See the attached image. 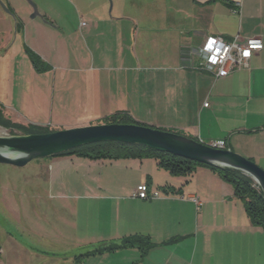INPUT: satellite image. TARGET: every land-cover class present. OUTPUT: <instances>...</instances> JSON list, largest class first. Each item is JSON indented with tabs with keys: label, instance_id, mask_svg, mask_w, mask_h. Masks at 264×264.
<instances>
[{
	"label": "crops",
	"instance_id": "obj_1",
	"mask_svg": "<svg viewBox=\"0 0 264 264\" xmlns=\"http://www.w3.org/2000/svg\"><path fill=\"white\" fill-rule=\"evenodd\" d=\"M123 1L117 0L114 17L102 13L86 23L52 19L47 11L21 21L25 62L18 74L10 63L8 81L0 77L3 114L15 124L58 131L105 124L123 112L134 124L205 144L225 141L264 169V0H240L238 7L235 0ZM207 37L258 38L263 49L253 53L246 68L215 78L194 67ZM27 51L40 59L39 71ZM77 159L50 157L54 187L74 164L88 172L102 164ZM143 165L142 159L138 180L90 186L99 194L81 200L114 205L108 214L97 213L102 224L95 231L79 230L77 213L67 209L70 221L76 217V227L65 228L69 249L39 247L37 256L48 264L58 259L70 261L65 264H264V230L251 223L228 183L202 166L186 179L155 164L144 177ZM140 184L163 194L140 199L135 196ZM137 235L150 240L144 255L131 247L78 259L94 246Z\"/></svg>",
	"mask_w": 264,
	"mask_h": 264
},
{
	"label": "rangeland",
	"instance_id": "obj_2",
	"mask_svg": "<svg viewBox=\"0 0 264 264\" xmlns=\"http://www.w3.org/2000/svg\"><path fill=\"white\" fill-rule=\"evenodd\" d=\"M0 1L13 15L12 17L7 14L0 5V77L8 81L10 63L15 68V74H18L25 62L23 56L26 46L21 42L25 32L19 24L21 21L29 22L36 17H31L32 8L25 0ZM30 1L34 4L39 17L41 11H47L52 19L66 18L84 23L88 22L91 17H98L102 13L114 17L118 9L117 0ZM114 1L115 8L113 9ZM7 39L9 41L6 44ZM72 41L76 46L77 42ZM8 51L10 53L7 54ZM0 135L10 134L8 130L0 127ZM142 159L144 177H146L149 166L151 168L156 163L152 157ZM142 159L102 160V164L92 168L90 172L74 164L70 169L60 173L61 185L57 188L51 184V168L48 165L50 157L33 160L23 167L0 164V264H48L45 259L37 256L39 247L48 251H67L69 248L66 247L67 243L70 244V239L65 228L70 223L76 227V217L73 222L70 221L66 213L67 209H73L75 216L77 213L79 230L83 227L91 232L95 231L102 224L97 213L101 211L102 214H108V211L113 210L114 205L98 198L87 201L81 199H88V197L99 194L97 188L96 190L91 189L90 186L99 188L98 185L104 183L105 180H109L111 184L117 180H128V182L138 180L140 178L139 162ZM77 160L84 162L85 159ZM38 162L47 163L39 167L36 165ZM135 162L138 167H133L132 164ZM126 167L127 172H125ZM155 180L162 179L155 176ZM87 186L90 187L88 191L76 192L78 187L84 189ZM254 187L258 190L255 185ZM154 190L163 194L158 189ZM60 193L62 194L59 197ZM67 262L70 261L58 259L53 264Z\"/></svg>",
	"mask_w": 264,
	"mask_h": 264
},
{
	"label": "water",
	"instance_id": "obj_3",
	"mask_svg": "<svg viewBox=\"0 0 264 264\" xmlns=\"http://www.w3.org/2000/svg\"><path fill=\"white\" fill-rule=\"evenodd\" d=\"M25 1L32 8L31 17L38 16L34 4L30 0ZM0 5L7 14H10L9 9L1 1ZM10 15L13 17L12 14ZM14 32L15 22L13 39ZM101 142L141 145L209 167L240 171L253 180L264 197V169L255 162L246 159L229 148H213L208 144L174 132L139 124H99L45 134L0 135V164L23 167L36 159L53 157L81 146Z\"/></svg>",
	"mask_w": 264,
	"mask_h": 264
},
{
	"label": "trees",
	"instance_id": "obj_4",
	"mask_svg": "<svg viewBox=\"0 0 264 264\" xmlns=\"http://www.w3.org/2000/svg\"><path fill=\"white\" fill-rule=\"evenodd\" d=\"M21 25V24H19ZM31 64L34 69L39 71L41 66L40 59L33 53L28 52ZM105 124H134L126 116L125 113L119 112L105 120ZM0 127L9 131L10 135H31L45 134L54 132L48 128L38 126H22L12 123L0 109ZM167 131V130H166ZM59 156H76L78 158L88 159L91 161L116 160L120 158H138L152 157L156 161L157 167L167 171L171 176L184 177L189 179L197 167H206L213 171L217 176L228 183L233 188L234 197L240 200L245 211L255 226H259L264 230V197L262 192L254 187L253 180L240 171L229 168L209 167L182 157L172 154L158 152L141 145L124 144L118 142H101L81 146L64 153H60L53 157ZM256 186V185H255ZM257 187V186H256ZM136 247L144 255L149 247L150 240L143 236H130L122 238L116 242H106L94 246L78 259L101 254L104 252H114L119 249Z\"/></svg>",
	"mask_w": 264,
	"mask_h": 264
},
{
	"label": "built area",
	"instance_id": "obj_5",
	"mask_svg": "<svg viewBox=\"0 0 264 264\" xmlns=\"http://www.w3.org/2000/svg\"><path fill=\"white\" fill-rule=\"evenodd\" d=\"M238 7L240 0L234 1ZM84 23H82V26ZM263 49V42L258 38L246 39L239 42L237 38L227 42L220 38L207 37L200 48L195 53L197 70L207 71L214 75L215 78L225 76L234 70H241L248 66L253 53ZM204 106H208L205 104ZM217 149H226L225 141H214L208 144ZM135 196L140 199H157V192L150 193L146 184H140L136 187ZM194 202L197 203L196 200Z\"/></svg>",
	"mask_w": 264,
	"mask_h": 264
}]
</instances>
